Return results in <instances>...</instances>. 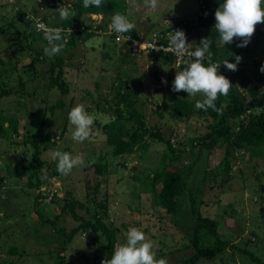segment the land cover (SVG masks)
I'll return each mask as SVG.
<instances>
[{
  "label": "rangeland",
  "instance_id": "1",
  "mask_svg": "<svg viewBox=\"0 0 264 264\" xmlns=\"http://www.w3.org/2000/svg\"><path fill=\"white\" fill-rule=\"evenodd\" d=\"M63 1L54 5L52 0H0V83H6L11 90L0 98V117L20 121L18 131L9 122H5L6 129L0 130V261L101 264L107 259L101 234L79 233L62 249L64 236L55 234L53 226L44 221L50 217L60 227L72 228L76 221L63 213L62 207L66 199L78 198L86 200L91 209L101 210L106 221L118 227L119 244L126 242L129 228H140L153 241L156 257L166 258L168 264H178L195 249L192 232L197 213L218 220L221 236L233 242L214 260L200 259L196 264H264V156L235 149V156L228 159L229 176H225L226 163L221 162L223 146L213 151L199 145L192 147L193 142L200 143L199 137L211 129L215 119L208 109L196 107L204 99L202 94L192 97L184 91H172L175 73L183 68L176 63H158L153 55H138L128 45L117 43L109 32L113 16L89 12L80 15L74 2ZM203 2L159 0L157 8L151 9L143 0H135V6L126 0L124 15L134 25L131 31L151 37L182 20L196 21V12ZM59 8L68 9L67 19H61ZM40 14L57 25L68 21L72 28L80 20L85 27L93 25L91 29L99 24L106 27L87 41L77 39L75 46H66L59 54L64 60L57 63L69 85L66 95L49 86L54 57L36 54L48 47L44 33H33L37 31ZM183 31L193 47L202 38H214L223 53L240 55L242 61L237 71L228 70L221 60L216 61L221 63L219 73L226 72L238 93L245 96V102L254 103L250 111H264V72L260 71L264 66V45L237 47L241 43L238 38L224 45L218 32L212 35L217 31L214 27L191 26ZM230 45L232 48H226ZM225 59L236 62L234 55ZM162 79L167 83H162ZM255 85L259 87L256 98L249 91ZM120 98H124L123 104L119 103ZM184 98L193 102L194 110L179 119L174 115V104ZM230 100L229 96L223 97L224 107ZM58 103L61 106H56ZM77 104L96 114L92 138L83 142L72 139L74 126L68 120L69 111ZM127 104L141 114L146 127L162 137H152L147 132L142 142L149 146L147 151L115 156L103 124L112 121L122 108L128 115ZM44 118L49 119L46 129L56 131V136L54 144L44 150L47 162L37 168L33 163V146L25 140ZM242 120L246 118L241 116L232 122L233 128L238 129ZM139 123L138 118L127 122L129 139ZM168 138L176 143L174 152L167 148ZM54 151L80 155L84 164L74 167L66 176L61 175L57 161L51 158ZM190 165L192 173L187 175V189L179 197L182 201L173 220L166 208L154 204L143 183L149 184L156 171L164 167H179L186 172ZM35 173L46 178L39 180ZM39 195L42 197L37 198ZM214 242L211 232L199 233L198 244L202 247ZM13 246L18 253L11 255L8 251Z\"/></svg>",
  "mask_w": 264,
  "mask_h": 264
},
{
  "label": "trees",
  "instance_id": "2",
  "mask_svg": "<svg viewBox=\"0 0 264 264\" xmlns=\"http://www.w3.org/2000/svg\"><path fill=\"white\" fill-rule=\"evenodd\" d=\"M69 2L70 0H65ZM63 2V0H52L51 4L55 3L59 4ZM74 2V5L78 8V14H82L84 12L89 13H101L105 17L114 16L116 13L125 14L126 9V0L118 1V0H103V5L100 8H96L94 6L85 8L83 6V0H71ZM222 0H205L203 2L202 7L196 12L197 20L193 21L190 19L182 20L175 26L170 28L179 29V28H190L194 27H214L215 25V10L219 6ZM125 4V5H124ZM85 24L83 20H80L77 25ZM64 27H68L70 23L65 21L62 24ZM89 28H92V25H88ZM105 29L103 24H99L96 31H76L72 33L63 32V37H68V43H63V49L66 46L72 47L75 46L76 40L79 39L81 41H87L88 38L93 37V35L99 34V29ZM0 31L3 32V28L0 27ZM131 34L136 35V31H129ZM34 33V32H33ZM217 34V31L213 32V36ZM113 39L115 40V36L111 34ZM62 41V40H61ZM189 40L187 39V42ZM211 60L215 63L218 60L222 62L225 60L226 56L232 58V52H227V54L223 53L222 47L217 46L215 43V39L211 40ZM119 43V42H117ZM122 43V42H121ZM250 48H254L255 46L264 45V23H261L256 26L254 35L251 37L250 42L248 43ZM124 46H127L126 42H123ZM232 48V46H226V48ZM196 47H192L194 50ZM249 50V49H248ZM247 50V52H248ZM38 57L40 55L46 56L43 51H36ZM150 55L155 56V61L167 62L170 64H175L176 56L173 51H160V52H152ZM52 65H51V79H50V87L58 88L62 95H66L69 92V85L67 82L63 80L64 71L62 68H59L57 61L59 64L63 62V57L59 54L53 56ZM193 59V58H192ZM191 59V60H192ZM221 62V63H222ZM0 63H2V59L0 56ZM205 66L208 64V56L205 55L204 59ZM219 64V63H217ZM186 64H183L181 67L184 68ZM59 68V69H58ZM157 71H155L156 73ZM220 74H223L228 79L230 78L226 72L221 71ZM160 76V73L158 74ZM262 80V79H261ZM233 86L230 88V93L226 96H229L231 100L225 105L222 103V99L225 95H220L218 99L215 101V109L207 108L209 110V114L215 119V124L211 127V129L199 137L200 143L194 144L192 143V147L199 145L200 148H207L208 150H214L215 148L224 147V152L222 154V163H226V172L225 176H229L230 168L227 166L228 159L230 156L234 155V150H246L249 151L252 156H264V111L255 112L250 111L253 107L254 103L245 102V96L240 95L237 90V86L232 84ZM8 85L4 82L0 83V98L4 95L11 93V90L5 87ZM250 92L257 97L259 94V87L257 85L252 86L249 89ZM125 102L124 98H120L119 103L123 104ZM56 106H61V104H57ZM126 108H128V115H125L122 109H120L118 115L110 122L103 124V128L107 133V138L109 143L113 146L112 153L115 156H120L127 153L135 152L136 150L147 151L149 146L143 142L144 135L149 132L152 137L161 138L162 135L158 131H153L151 128L145 126L143 118L141 114L130 108L127 104ZM54 106H52V111L54 110ZM194 107L193 102L189 99H177L174 104V115L176 118H184L188 117L193 113ZM250 111V113H248ZM244 116L245 120L239 125L238 129H234V121L237 118ZM140 121L139 125L135 128L134 133L130 134V139L128 138L129 127L127 122L130 123L137 119ZM49 119L44 118L41 124L36 128L33 132H28L26 135V142H29L33 146L32 156L33 163L35 167L41 168L47 162V160L43 157L44 150L54 144V137L56 136L53 130L46 129L47 123ZM5 122H9L11 128L15 131H18L19 128V119L8 118V117H0V130L6 129ZM49 124V123H48ZM1 135V134H0ZM173 142V143H172ZM170 138L165 139V143L167 144V148L174 152V146L176 145L175 141ZM212 169V168H211ZM36 170V169H35ZM210 171V170H209ZM192 173V166L186 172H182L179 167L170 168L164 167L162 170L156 171L152 181L148 184V182L143 183L148 190H150L153 196V202L157 206H162L167 209L168 214L171 215V218L174 220V216L178 211V207L180 206L179 197H182L183 192L187 189V175ZM39 180H42L41 177H45L42 175H37ZM2 184V182H1ZM160 186V189L158 187ZM202 190V189H200ZM42 197V195L37 196V198ZM193 202L196 203V199H192ZM201 202V200H200ZM98 207V206H96ZM83 211V212H81ZM63 213H68L72 218L76 221V225L72 228L68 227H60L61 225H57L54 222V219L47 217L44 218L46 223H49L53 226L55 234H62L64 236L62 241V249L66 248V244H69L73 241L75 236L79 233H84L89 235L94 233L101 234L106 242V257L107 259H111V256L114 253L116 246L119 244L118 238V227L113 226L112 223L107 222L101 210L91 209L90 204L86 200L73 198L66 199L64 205L62 207ZM43 218V217H42ZM59 226V227H58ZM220 223L215 218L203 216L201 213H197L196 221L193 227V241L195 243V249L193 252L188 254L186 257H182L178 261V264H196L200 259L214 260L220 254H223L229 245H232L230 238H226L221 236L220 234ZM202 230H207L214 235L215 242L212 244H206L205 246H201L198 244L199 233ZM64 244V245H63ZM236 247V245L234 246ZM240 249V248H238ZM241 250V249H240ZM61 251V250H60ZM247 251V250H245ZM11 255L18 253L17 247H10L8 251ZM248 252V251H247ZM8 259V258H7ZM3 260L0 261L2 264ZM10 261V260H8Z\"/></svg>",
  "mask_w": 264,
  "mask_h": 264
},
{
  "label": "clouds",
  "instance_id": "3",
  "mask_svg": "<svg viewBox=\"0 0 264 264\" xmlns=\"http://www.w3.org/2000/svg\"><path fill=\"white\" fill-rule=\"evenodd\" d=\"M131 3L135 6V0H131ZM143 3L146 7L156 9L159 0H143ZM102 5L103 0H83V6L85 8L91 6L100 8ZM57 10L60 13L61 19L68 18L69 11L67 8H59ZM214 16V29L219 33L224 45L231 44L234 38H238L241 40V43L237 44V47H246L254 35L256 25L264 23V0H222L216 8ZM39 18L48 22V25L64 28L62 31L61 28H49L43 23H38L37 31H33L39 34H42L44 31V36L48 43V47L44 48L45 55L53 57L60 54L63 49V44L59 42L68 43L69 41L68 37V41H64L63 38L65 37H63L62 33H72V31L70 32L66 29L70 26L64 27L62 24H54L49 17L42 14H40ZM83 25L76 26L80 28ZM133 27L134 25L126 15L116 13L112 17L109 28H112L118 34H123L126 32L130 33L129 31ZM97 28H90V30L86 31L94 30L97 33ZM183 30V28H179L170 34L169 46L177 54L187 52V37ZM136 35H138V32ZM210 47L211 41L209 38H202L199 45L188 53L193 59L186 62L183 70L176 71L174 80L172 81V91L174 92L184 91L188 93V96L192 97L198 93L202 94L204 99L198 101L196 107L205 110L207 108L215 109V101L218 97L220 95H228L230 88L233 86L226 76L219 73L221 63L217 64L212 62ZM206 54L208 56L207 66L204 63ZM231 55L235 56L236 62L230 63L228 59H225L222 64L230 71H237L242 57L233 53ZM260 71L264 72V66H261ZM162 83L166 84L167 81L162 79ZM95 119L96 114L88 112L83 104H77L72 107L68 113V120L74 126L72 139L77 142L91 139L93 135L92 126ZM51 158L57 161V171L65 176L70 174L74 167L84 164L82 156H73L63 151H54L51 153ZM101 264H168V261L166 258L156 257V253L153 251V241L146 238L144 231L140 228L131 227L128 229L126 242L118 244L111 259H103Z\"/></svg>",
  "mask_w": 264,
  "mask_h": 264
},
{
  "label": "built area",
  "instance_id": "4",
  "mask_svg": "<svg viewBox=\"0 0 264 264\" xmlns=\"http://www.w3.org/2000/svg\"><path fill=\"white\" fill-rule=\"evenodd\" d=\"M43 8V7H42ZM38 23H43L49 28H61L62 31L64 28L62 27H56V26H51L48 25L46 21H44L41 18H38ZM68 31H77V30H90V28L85 27V25L81 26L80 28L76 27H68L66 28ZM176 29L172 28H166L159 30L155 32L151 37H144V35H133L131 33H123V34H118L116 33L112 28L110 29V33L113 34L115 37L116 42H127V44L130 46V48L133 50L134 53L140 55V54H147V53H152V52H160V51H173L176 56V64L177 65H183L186 64V62L190 61L192 57L188 54L192 49V45L188 43L187 45V52L184 54H177L170 46V34L173 33ZM44 33V31H43ZM65 42L68 41V38L65 37L63 38ZM160 78H164V75L161 74L159 76Z\"/></svg>",
  "mask_w": 264,
  "mask_h": 264
}]
</instances>
